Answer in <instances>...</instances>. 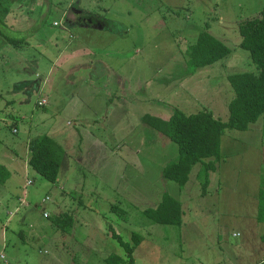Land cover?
Instances as JSON below:
<instances>
[{
	"label": "rangeland",
	"instance_id": "obj_1",
	"mask_svg": "<svg viewBox=\"0 0 264 264\" xmlns=\"http://www.w3.org/2000/svg\"><path fill=\"white\" fill-rule=\"evenodd\" d=\"M263 9L264 0H0V155H22L44 135L66 153L56 183L29 165L0 183V264H107L126 258L113 232L132 245L134 233L143 236L135 264L264 261L263 119L226 130L216 167L200 178L196 165L185 186L164 176L178 144L143 121L175 109L228 121V75L259 73L239 24ZM78 10L110 28L65 31ZM203 31L231 53L192 70L187 51ZM96 58L105 62L95 75L105 78L83 65ZM165 194L182 203V225L145 215ZM67 216L63 233L56 220Z\"/></svg>",
	"mask_w": 264,
	"mask_h": 264
},
{
	"label": "trees",
	"instance_id": "obj_2",
	"mask_svg": "<svg viewBox=\"0 0 264 264\" xmlns=\"http://www.w3.org/2000/svg\"><path fill=\"white\" fill-rule=\"evenodd\" d=\"M89 15L79 17L84 24L103 27L102 21H90ZM107 26H109L108 22ZM239 33L242 38L241 48L248 51L252 60L257 64L259 73L244 72L228 75V80L235 90V97L229 104L230 116L228 121L216 118L211 111L205 110L194 114H186L175 109L170 119L145 115L143 121L169 137L178 144L180 155L177 162L169 164L164 170L166 179L185 186L190 180L194 167L203 164L198 177L203 173L209 174L220 158L222 137L226 130L247 131L261 118L262 124L257 128L264 136V9L258 18L243 21L239 24ZM14 44L24 41V38L7 37ZM231 49L209 31L199 34L195 44L190 45L188 64L192 70L212 66L228 57ZM29 166L51 183L58 181L61 166L65 158L63 147L51 136L44 135L35 138L29 143ZM215 160L214 161H212ZM210 160V161H208ZM208 161V162H207ZM11 177V172L0 163V183L5 184ZM264 184V180L263 183ZM209 177L204 181V190L208 188ZM259 219H264V190L260 196ZM182 203L170 194H165L161 203L153 209L145 211V215L153 222L163 225H182ZM72 221L71 216L59 217L57 225L63 233L68 226L62 222ZM113 237L126 251V258L119 255H110L105 259L107 264H135V249L143 241L142 235L134 233L131 237L134 245L125 242L119 234L113 232ZM264 264V262L262 263Z\"/></svg>",
	"mask_w": 264,
	"mask_h": 264
},
{
	"label": "crops",
	"instance_id": "obj_3",
	"mask_svg": "<svg viewBox=\"0 0 264 264\" xmlns=\"http://www.w3.org/2000/svg\"><path fill=\"white\" fill-rule=\"evenodd\" d=\"M75 14L77 16V19L73 18L74 20H72V18L68 17L67 25L64 28L65 31L66 30L69 31L74 26H80V27H84V28L93 27V28L98 29L100 31H105L108 28H110V27L107 26L106 21H103L102 19H100V18H98L96 16H92V15H89V16H91L90 17V21H95L97 19L99 21L104 22L105 25L103 27L102 26L101 27L93 26V25H89V24H87V26H83L84 23L80 22V21H82V19L78 20V18L82 17V16H87V15H85L87 13L84 14L83 12L78 10V12H75ZM67 15L69 16V14H67ZM80 24H82V25H80ZM112 31H114V30H112ZM116 31L117 30H115V32ZM99 62H103V64H104L105 61L103 59H101V58H96V59H92L90 62H84L83 65L86 67V69H89V75L90 76H93V77L96 76V78H99V77L105 78L106 77L105 74H103V75H95V71L96 70L94 69V65H100V64H98ZM106 70H107V68H106ZM108 73H110V71H108ZM96 78H94V79H96ZM37 87H39V89H41L42 86H40V84H38ZM46 103H47V101H46ZM31 140H32V138L28 139L25 142L24 147H23L22 155H13L11 153L10 154H2V155H0V163L8 168V170L11 172V177H12V169L16 171V168H19V167L21 168L24 165L25 166L29 165V162H28L29 159H30L29 143H30ZM19 145H21V144H19ZM10 215L12 216L13 213H11ZM263 262L264 261H262L260 264H262Z\"/></svg>",
	"mask_w": 264,
	"mask_h": 264
},
{
	"label": "built area",
	"instance_id": "obj_4",
	"mask_svg": "<svg viewBox=\"0 0 264 264\" xmlns=\"http://www.w3.org/2000/svg\"><path fill=\"white\" fill-rule=\"evenodd\" d=\"M28 184L31 185L32 183L29 182ZM47 201H48V199L46 200V202H47ZM44 216H45V217H49V215H48L47 213H45Z\"/></svg>",
	"mask_w": 264,
	"mask_h": 264
}]
</instances>
